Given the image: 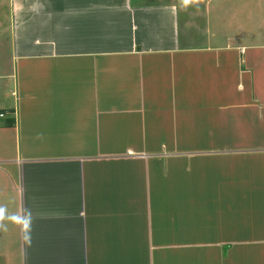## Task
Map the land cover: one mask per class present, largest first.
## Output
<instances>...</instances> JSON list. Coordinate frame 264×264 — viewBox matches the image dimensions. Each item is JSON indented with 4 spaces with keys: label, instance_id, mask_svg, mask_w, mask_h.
<instances>
[{
    "label": "crops",
    "instance_id": "obj_1",
    "mask_svg": "<svg viewBox=\"0 0 264 264\" xmlns=\"http://www.w3.org/2000/svg\"><path fill=\"white\" fill-rule=\"evenodd\" d=\"M0 1V264H264L262 33Z\"/></svg>",
    "mask_w": 264,
    "mask_h": 264
},
{
    "label": "rangeland",
    "instance_id": "obj_2",
    "mask_svg": "<svg viewBox=\"0 0 264 264\" xmlns=\"http://www.w3.org/2000/svg\"><path fill=\"white\" fill-rule=\"evenodd\" d=\"M207 1L210 5L211 17L217 16L218 13H224L223 30L230 34V38H236L238 32H249V34H258L264 38V0H196ZM0 7L3 8L2 1ZM1 13V12H0ZM212 24V29L214 24ZM258 36V37H259ZM0 41L1 38H0Z\"/></svg>",
    "mask_w": 264,
    "mask_h": 264
}]
</instances>
